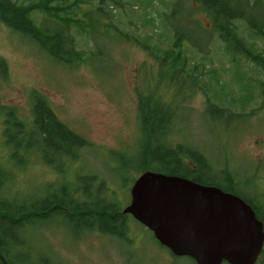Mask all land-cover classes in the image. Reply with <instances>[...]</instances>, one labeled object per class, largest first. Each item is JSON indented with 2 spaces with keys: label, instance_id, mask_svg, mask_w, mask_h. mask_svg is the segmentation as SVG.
Wrapping results in <instances>:
<instances>
[{
  "label": "rangeland",
  "instance_id": "374dc122",
  "mask_svg": "<svg viewBox=\"0 0 264 264\" xmlns=\"http://www.w3.org/2000/svg\"><path fill=\"white\" fill-rule=\"evenodd\" d=\"M167 1L137 0L130 4L127 0H109V9L118 16L119 26L131 31L126 33L141 36L125 23L143 14L154 16L158 22ZM191 5V1L183 0L176 22L191 41L198 39L207 43L200 26H208L209 18L200 10L192 12ZM252 12L263 13L264 0H256ZM39 17L40 13L34 15L36 21ZM189 18L194 19L196 27ZM88 29L86 39L94 52L84 56L83 62L71 65L51 59L27 37L0 23V58L6 65L5 75H0V105L15 107L19 117L29 121L30 97L34 91L39 92L56 116L90 143L88 148L80 150L79 159L61 164L62 171L53 169L39 155H34V150L26 154L29 156L23 165L15 166L11 157L13 147L5 141L0 113V177H4V188L12 200L40 199L44 192L74 183L75 174H89L96 175L97 182H105L106 201L111 199L121 208L125 206L129 201L130 177L139 174L134 166L139 162L143 141L138 125L137 86L142 93L159 95L175 108L172 142H186L197 148L216 171L226 170L236 179L243 195L256 204L264 203V105H259L261 100H253L244 108L247 113L242 115H236V110L231 108L233 115H214L212 119L205 111L208 102L204 85L207 90L213 82L208 70L217 71L223 79L235 70L234 66L228 70L229 62L216 48V43L208 42L203 49L207 58L214 61L200 66L195 79L182 75L170 84L166 78L160 79L157 63L133 42V38L123 36L119 39L117 33L112 34L111 29L100 25ZM259 43L264 52V39ZM78 46L85 53L90 49V45L80 42ZM242 67L247 71L253 68L245 60ZM238 86L233 83L230 87L235 94L241 92ZM126 221L127 235L137 239L131 243L133 248L128 246L129 240L123 242L126 240L97 230H85L73 237L72 233L79 229L73 228L65 217L56 215L28 227L29 234L23 237L25 243L15 246L14 257L24 259V264H42L39 261L42 255L58 264L193 263L187 256L172 259L154 255L157 251L153 248L160 246L154 242L150 231L130 215Z\"/></svg>",
  "mask_w": 264,
  "mask_h": 264
},
{
  "label": "trees",
  "instance_id": "16d2710c",
  "mask_svg": "<svg viewBox=\"0 0 264 264\" xmlns=\"http://www.w3.org/2000/svg\"><path fill=\"white\" fill-rule=\"evenodd\" d=\"M23 1L26 0H0V23L27 37L57 62L71 65L83 62L84 56L94 52V47L86 39V30L93 25H100L104 29H111L112 34L117 33L119 39L123 36L133 38V42L157 63L160 79L164 81L166 78L173 84L182 75L195 79L200 66L214 61L207 58L203 49L208 42L216 43V48L229 62L228 70L231 71L233 66L235 70L226 79L217 71L208 70L213 82L207 90L204 85L208 102L206 113L212 119L214 115L227 117L233 115L231 108H234L236 115H242L247 113L244 108L256 98L261 100L259 105H264V52L259 43L264 39V12L253 14L256 0H189L196 6L191 5L192 12L193 9L200 10L209 18L208 26H200L207 43L198 39L191 41L177 24L176 19L181 10L179 6L183 0H168L158 22L154 16L143 14L137 20L130 19L125 23L127 27H134L141 36L126 33L131 31L119 26L118 16L109 9V0ZM127 1L132 4L137 0ZM90 10H93L92 15ZM38 13L40 17L36 21L34 15ZM189 21L196 27L194 19L189 18ZM79 42L90 45L87 53L78 46ZM244 60L252 65L251 71L243 69ZM5 69L6 65L0 58L1 76L5 75ZM233 83L239 85L241 92H233L230 88ZM135 91L138 125L143 140L139 162L134 166L136 172L152 170L177 175L236 194L251 205L257 218L262 221L264 230V203L256 204L243 195L236 179L226 170L216 171L207 156L197 148L186 145V142H172V123L176 116L171 103L152 92L142 93L137 86ZM30 100L29 121L20 118L15 107L0 105L3 135L6 143L13 147V162L15 166L23 165L29 156L26 154L34 150V155H39L53 169L62 171L59 166L79 159L80 150L88 148L90 143L56 116L42 94L34 91ZM22 152L26 153L22 155ZM95 177L75 174V181L71 185L62 184L58 190L44 192L42 198H32L27 202L12 200L4 188V177H0V185L3 182L0 187V264H24V259H15V246L25 243L23 237L29 234L28 227L56 215L65 217L73 228L80 230H75L73 237H78L85 230L125 237L129 214L123 213L113 200H105V182H97ZM135 177H130L128 183H132ZM131 243L128 246L131 247ZM39 261L42 264H58L43 255ZM255 264H264V244Z\"/></svg>",
  "mask_w": 264,
  "mask_h": 264
},
{
  "label": "water",
  "instance_id": "95a60500",
  "mask_svg": "<svg viewBox=\"0 0 264 264\" xmlns=\"http://www.w3.org/2000/svg\"><path fill=\"white\" fill-rule=\"evenodd\" d=\"M122 212L152 232L171 253L195 264H255L263 223L240 196L214 185L158 171L140 172Z\"/></svg>",
  "mask_w": 264,
  "mask_h": 264
},
{
  "label": "flooded vegetation",
  "instance_id": "af4514ba",
  "mask_svg": "<svg viewBox=\"0 0 264 264\" xmlns=\"http://www.w3.org/2000/svg\"><path fill=\"white\" fill-rule=\"evenodd\" d=\"M145 227V226H144ZM146 228V227H145ZM147 229V228H146ZM151 233V232H150ZM109 232L106 234L107 236H109ZM113 235V234H112ZM151 235H152V233H151ZM115 236V235H114ZM152 237H153V235H152ZM117 238H119V237H117ZM120 240H126V241H123V242H127V240H129V242L130 241H134V243H135V241H137V239L134 237H130V236H128L127 234L125 235V237H123V238H119ZM153 240H154V242L157 244V245H159L160 247L159 248H157V247H154L153 249L154 250H156L157 251V253L156 254H154V255H156V256H161V255H166V257L167 256H169L170 258H174V257H177V255H174L173 253H171V251L168 249V248H166L165 246H163V245H161L154 237H153ZM139 241H141V240H139ZM141 245H144L143 243H141ZM131 248H133L132 246H131ZM164 252H166V253H164ZM188 257V256H187ZM189 258V257H188ZM168 259V258H167ZM190 259V261H192L191 260V258H189ZM192 264H195V262L193 261V263Z\"/></svg>",
  "mask_w": 264,
  "mask_h": 264
}]
</instances>
